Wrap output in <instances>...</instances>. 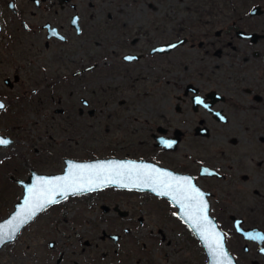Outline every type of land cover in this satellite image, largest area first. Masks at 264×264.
<instances>
[{
	"label": "flooded vegetation",
	"instance_id": "obj_1",
	"mask_svg": "<svg viewBox=\"0 0 264 264\" xmlns=\"http://www.w3.org/2000/svg\"><path fill=\"white\" fill-rule=\"evenodd\" d=\"M218 1L0 0V154L22 109L47 134L30 166L2 161L21 196L19 180L69 160L134 164V179L151 166L205 192L237 264H264V29L242 22L264 3L218 26L240 9ZM116 181L49 206L0 264H195L198 246L209 264L177 191Z\"/></svg>",
	"mask_w": 264,
	"mask_h": 264
},
{
	"label": "water",
	"instance_id": "obj_2",
	"mask_svg": "<svg viewBox=\"0 0 264 264\" xmlns=\"http://www.w3.org/2000/svg\"><path fill=\"white\" fill-rule=\"evenodd\" d=\"M252 13L253 14L257 13V8H255L252 11ZM0 104L4 105V103L1 101H0ZM0 139H3V137L0 136ZM102 162L103 163H100L99 161L80 162V161H76V160H69L67 167H66V170L63 173H59V174H37L34 172L28 178V180H19V182L24 186L23 195L15 203L14 209L10 212L9 216L6 217L5 219L0 220V237L4 238L2 240V242H0V248H2L7 242L14 241L17 238L19 232L21 230H23V228L30 221H32L38 214L43 212L49 206L59 204L62 200H64V198H66L72 194L90 191V190H88V188H91L92 190L100 189V188H103L104 186H106L108 184H111L113 182V180L116 181L117 179H119V181L117 180L116 182H127V183L133 182V183H138V184H142L143 186H146L138 178L129 179L126 177H117L114 175H110V170H108V169H106V170L98 169L96 166H99V165L110 166L113 164L112 162H107V161H102ZM73 165L86 166V167L82 169V168H78V167H73ZM113 165H115V164H113ZM99 171H103V174L101 176L97 175V172H99ZM140 174L137 173L138 176H140ZM64 177L68 178L69 183L75 178L83 177L84 181H85L84 189L79 190V191L68 190L66 192V194L53 193V199L55 200V203L46 204L45 207L43 209L39 210L34 217H31L24 224H21V225H19V227H17V225L19 224L17 217H21L24 214V209L27 208L25 201L31 202L30 196L32 194L29 193V191H28L29 188L47 189L51 186L43 185L39 182L44 181V180H56L58 178H64ZM89 179H91L93 181V183L87 184L86 182ZM109 181H112V182H109ZM193 186L203 194V202L206 205L204 215H206L208 217V221H209V223L204 225V227L207 228V232L209 234V239L206 240L204 238V236L201 234V229L195 225L194 220L189 219V215H194L195 217L198 218V217H200V213L196 212L195 209L191 207L190 201L183 200L184 198L182 195L176 194V195H173V196H176V199H173V198L172 199L180 207V210H179L180 217L182 218V220L186 224H188L190 226V228L193 230V232L197 235V237L201 241L203 247L205 248V250L209 256V259H210L209 264H237L235 259L231 255L228 247H227L225 231L220 228L218 222L210 213V202H209L207 196H205V192L201 188H199V186H197L195 183L193 184ZM76 187H78V185ZM149 187L153 191H155L156 193H159V192L165 190L163 187H157L156 185H150ZM172 191L176 192L175 190H172ZM176 200H178V201H176ZM213 234H219V236L221 237L223 248H222V250H218V251H220L222 254L214 255L212 248L209 247V244L213 243V238H214ZM213 247H215V244H213Z\"/></svg>",
	"mask_w": 264,
	"mask_h": 264
},
{
	"label": "snow or ice",
	"instance_id": "obj_3",
	"mask_svg": "<svg viewBox=\"0 0 264 264\" xmlns=\"http://www.w3.org/2000/svg\"><path fill=\"white\" fill-rule=\"evenodd\" d=\"M5 106L3 104H0V109L4 108ZM11 143V141L0 139V145H7ZM166 146L171 148L172 144L165 142ZM73 167L78 168H85L86 166H77L73 165ZM100 170H110V175H114L117 177H127L131 179L132 177V171L138 170V166L134 164L124 165V164H117V165H99L96 166ZM126 170V171H125ZM141 172V175L138 176V179L142 183H144L146 186L150 185H156L157 187H163L166 191L163 194H168L167 190H175L180 195L183 196L184 200L191 202V207L195 209L196 212L200 213V217H195L194 215H189V219L194 220L195 225L201 229V234L204 236V238L207 240L209 239V234L207 232V228L204 227L208 221V217L204 215L206 205L203 202V194L196 189L193 185L190 179H176L175 177H171L170 174L166 172H162L159 169L153 168L151 166H143L142 169H139ZM103 174V171L97 172L98 176H101ZM165 177L168 179L166 180ZM175 180V184L172 183V181ZM112 182V181H109ZM39 183L43 185H49L51 187L47 189H33L29 188V193L32 194L30 196L29 201H25V204L27 205V208L24 209V214L21 217H17L19 225L24 224L28 219L31 217H34L36 213L43 209L46 204H52L55 203V200L53 199V193L58 194H66L68 190H83L85 187V181L83 177H78L73 179L70 183L67 177L64 178H58L56 180H44L40 181ZM87 184L93 183L91 179H89ZM78 185V187H76ZM127 187V184L124 185ZM139 187V184L136 185ZM88 190H92L91 188H88ZM173 199H176V196H173ZM213 243L209 244V247L212 248L214 255L222 254L218 250H222L223 244L221 237L219 234H213ZM4 238L0 237V242H2ZM213 244H215V247H213Z\"/></svg>",
	"mask_w": 264,
	"mask_h": 264
},
{
	"label": "rangeland",
	"instance_id": "obj_4",
	"mask_svg": "<svg viewBox=\"0 0 264 264\" xmlns=\"http://www.w3.org/2000/svg\"><path fill=\"white\" fill-rule=\"evenodd\" d=\"M181 1H189V0H181ZM220 2V0L218 1ZM230 2V1H229ZM233 2V4H232ZM261 2L264 3V0H231L230 6H236L240 9L237 11L229 10L227 14V18L223 19L222 21L225 23L218 24L219 25H229L233 21L240 22V13L242 12L245 14L247 12V9L251 7L254 3ZM178 17L181 20H193L192 14H190L188 11H181L180 14H178ZM243 23L251 22L257 27L262 30L264 29V16L259 17L256 19H246L242 20ZM189 26L192 25L191 22L187 23ZM217 26V27H218ZM216 28V27H215ZM210 29L212 33L214 32V29ZM197 29H186L188 33L191 31L196 32ZM184 32V31H183ZM22 112L23 115H21V118L23 120L21 130H20V142H18L17 145H12L8 149H3L0 154V220L8 216V214L14 209V205L16 201L18 200V196H21V191H17V186L11 182L8 177L12 173H5L3 172V167L1 166L2 161L8 162L10 160H17L21 162L22 167L30 166V155L34 154L33 150L34 147H39V149L47 143L46 139V132H45V126L44 124L38 123V124H31L30 120L33 119L34 116L39 118V114H33V112L29 109L25 110L22 109L20 113ZM10 124L2 117L0 114V130L2 128H10ZM53 133L52 131H50ZM15 191H17V196L15 195ZM252 204V202H250ZM199 245V244H198ZM9 251V250H7ZM194 263L195 264H206V257L204 254L203 249L198 246L194 249Z\"/></svg>",
	"mask_w": 264,
	"mask_h": 264
}]
</instances>
